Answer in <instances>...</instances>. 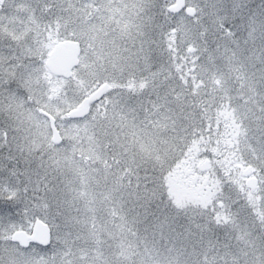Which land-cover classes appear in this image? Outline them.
<instances>
[{
    "label": "snow or ice",
    "instance_id": "6c2138e0",
    "mask_svg": "<svg viewBox=\"0 0 264 264\" xmlns=\"http://www.w3.org/2000/svg\"><path fill=\"white\" fill-rule=\"evenodd\" d=\"M0 264H264V0H0Z\"/></svg>",
    "mask_w": 264,
    "mask_h": 264
}]
</instances>
